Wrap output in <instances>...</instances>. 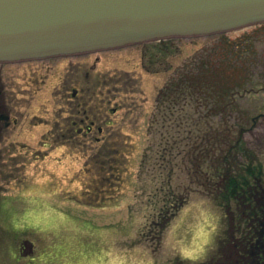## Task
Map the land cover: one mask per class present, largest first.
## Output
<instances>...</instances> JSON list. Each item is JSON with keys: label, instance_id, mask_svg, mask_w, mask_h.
Returning a JSON list of instances; mask_svg holds the SVG:
<instances>
[{"label": "rangeland", "instance_id": "rangeland-1", "mask_svg": "<svg viewBox=\"0 0 264 264\" xmlns=\"http://www.w3.org/2000/svg\"><path fill=\"white\" fill-rule=\"evenodd\" d=\"M248 39L261 43L249 48ZM69 62L42 67L29 111L43 122L56 111L61 121V88L77 78L89 86L90 107L104 104L102 135L95 126L91 139L43 144L42 123L0 141V264L195 257L211 231L227 226L221 195L206 186L191 192L195 166L202 180L264 185V24L89 53L72 69Z\"/></svg>", "mask_w": 264, "mask_h": 264}, {"label": "water", "instance_id": "water-1", "mask_svg": "<svg viewBox=\"0 0 264 264\" xmlns=\"http://www.w3.org/2000/svg\"><path fill=\"white\" fill-rule=\"evenodd\" d=\"M264 24V0H0V63Z\"/></svg>", "mask_w": 264, "mask_h": 264}, {"label": "flooded vegetation", "instance_id": "flooded-vegetation-1", "mask_svg": "<svg viewBox=\"0 0 264 264\" xmlns=\"http://www.w3.org/2000/svg\"><path fill=\"white\" fill-rule=\"evenodd\" d=\"M88 54L0 63V141L10 137L20 128L33 130L42 123L49 125L46 132L38 135L40 143L43 144L45 142L42 140L57 138L68 141L91 139L96 124L106 122V109L104 104L97 108L90 107L87 100L90 90L86 81L80 84V80L76 78L63 84L61 97L65 98L63 107L66 116L61 121L54 118L56 111L50 113L53 115L52 121L44 122L37 112L31 114L29 111L35 102V96L39 94L42 67H50L48 63L54 58H65L70 61L68 68L72 69L74 57ZM15 67L20 69V74L10 75L9 70ZM74 82L79 84L76 85ZM115 111L116 109H111V113ZM102 131V127L97 126L94 133L102 135ZM29 150L33 149L29 147ZM35 151L36 149L32 154H35ZM196 168L195 166L196 178L192 182L197 188L191 189V192L196 193L200 191L198 188L206 186L221 195L225 201L227 226L216 229L213 233L211 231L207 236L208 242L201 247L198 255L183 258L182 261L175 259L171 264H264V185L261 180L256 178L253 183L246 181L239 185L230 176H224L218 184L206 177L202 180L203 176ZM167 182L170 183V180ZM168 186L165 187L166 192L173 196L175 192ZM184 202L185 198H181L180 203ZM231 205L233 212L230 210ZM223 219L218 222L219 225ZM23 244L28 245L29 249L30 245L27 242Z\"/></svg>", "mask_w": 264, "mask_h": 264}, {"label": "trees", "instance_id": "trees-1", "mask_svg": "<svg viewBox=\"0 0 264 264\" xmlns=\"http://www.w3.org/2000/svg\"><path fill=\"white\" fill-rule=\"evenodd\" d=\"M261 43V41H255V40H252V39H248L247 40V42H246V44H247V47H249V48H254L257 44H260ZM201 56V54H199V57ZM195 58L197 57L198 58V56H194ZM193 57V58H194ZM193 65H195V63L193 62V63H187V66H186V68L187 69H190V68H193V67H196V66H193ZM185 67V66H184ZM182 82V81H181ZM183 84H185V88L186 89H188L189 87H188V79H187V81H185V79H184V82H183Z\"/></svg>", "mask_w": 264, "mask_h": 264}]
</instances>
